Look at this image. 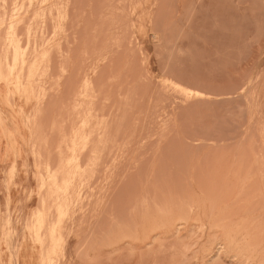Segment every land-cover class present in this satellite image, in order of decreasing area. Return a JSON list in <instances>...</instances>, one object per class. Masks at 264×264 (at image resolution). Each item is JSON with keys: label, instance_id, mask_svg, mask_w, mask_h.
Segmentation results:
<instances>
[{"label": "rangeland", "instance_id": "1", "mask_svg": "<svg viewBox=\"0 0 264 264\" xmlns=\"http://www.w3.org/2000/svg\"><path fill=\"white\" fill-rule=\"evenodd\" d=\"M17 63L0 264H264V0H0ZM48 173L76 179L58 245Z\"/></svg>", "mask_w": 264, "mask_h": 264}, {"label": "bare ground", "instance_id": "2", "mask_svg": "<svg viewBox=\"0 0 264 264\" xmlns=\"http://www.w3.org/2000/svg\"><path fill=\"white\" fill-rule=\"evenodd\" d=\"M18 59H20V58H18ZM17 65H18V63L15 65V67H13V68H11V67H8L9 68V72H8V70L7 71H5V72H8L7 74H5L3 71H2V69L0 68V80L2 81V82H5L6 84H8L9 85V90H10V85L12 84V83H15V85H16V88L18 89V90H20L21 91V89H23V87H21L20 86V76L18 75V74H16V75H14V70H15V68L17 67ZM5 69V68H4ZM2 82H0V83H2ZM7 86V85H6ZM14 88H15V86H13ZM7 88V89H8ZM27 89V88H26ZM16 91V90H15ZM14 93V92H13ZM8 94V93H7ZM11 94H12V92H11ZM9 95V94H8ZM13 96V95H12ZM11 96V97H12ZM24 96H25V89H24ZM10 96H8V98H9ZM13 98V97H12ZM12 98H11V100H12ZM28 99V98H27ZM26 99V100H27ZM13 101V100H12ZM9 102V101H8ZM11 102V101H10ZM10 104V103H9ZM12 104V103H11ZM19 112V111H18ZM23 112V111H22ZM25 113V112H24ZM24 113H22L23 115H24ZM20 114V113H19ZM21 114V116H23ZM84 123H86V122H84ZM28 124V123H27ZM87 125V124H86ZM83 126V125H82ZM28 127V126H27ZM86 127V126H85ZM83 129V128H82ZM85 129V128H84ZM86 130V129H85ZM83 131V130H82ZM82 133V132H81ZM76 135V134H75ZM78 135V134H77ZM79 138V137H78ZM80 138H82L81 137V135H80ZM73 139H74V137H73ZM75 140V139H74ZM74 140H72V142L74 141ZM79 140V139H78ZM78 140H77V142H78ZM87 141V140H86ZM68 142H70V141H68ZM83 142V141H82ZM84 142H85V140H84ZM86 143V142H85ZM66 144V143H65ZM72 144V143H71ZM78 144V143H77ZM80 144V143H79ZM78 144V145H79ZM70 146V145H69ZM80 146V145H79ZM76 147V149H77V146H75ZM81 148L83 147V145L82 146H80ZM79 147V148H80ZM76 149H74V150H76ZM84 149V148H83ZM74 150H73V152H74ZM79 150V149H78ZM70 151H71V149H70ZM81 151V150H80ZM78 152V151H77ZM71 153V152H70ZM72 155H74V154H72ZM78 156H79V154H77ZM71 155H69V157H70ZM69 157H67V158H69ZM66 158V159H67ZM72 158H73V156H72ZM71 158V161L69 162V163H73V159ZM78 160H80L79 158H77ZM81 161H82V159H81ZM81 161H74V162H81ZM68 163V162H67ZM68 163V164H69ZM78 163V164H79ZM75 164V163H74ZM78 164H75L74 166H75V169H76V167H77V165ZM81 164V163H80ZM80 166V165H79ZM64 168H65V166H64ZM67 168H68V166H67ZM81 168H84V166H82L81 165ZM14 169V168H13ZM12 169V170H13ZM63 169V168H62ZM46 170V169H45ZM63 170H65V169H63ZM63 170H61V171H63ZM72 170H73V168H72ZM71 169H70V171H72ZM81 170H83V169H81ZM14 171V170H13ZM52 171V170H51ZM57 172H58V170H56ZM77 171H78V169H77ZM50 172V171H49ZM80 172V174H81V176H82V173H81V171H79ZM12 173V172H11ZM43 173V172H42ZM45 173H46V171H45ZM63 173V172H62ZM68 173V172H67ZM74 173V172H73ZM73 173H72V175H73ZM78 173V172H77ZM44 174V173H43ZM49 174V173H48ZM60 174V173H59ZM75 174V173H74ZM83 174H84V171H83ZM10 175V174H9ZM57 175V174H56ZM56 175H54V174H52V173H50L49 174V179L48 180H50L48 183H41V184H43V186H47V187H49L48 189H50V190H52L53 192H56V193H58L60 196H62V202L58 205V212L57 211H55L56 209V205H55V203L53 204V205H55V207H54V213L55 212H57L58 213V217H59V220H58V222L56 223V225L55 226H53V228H52V230H51V233H50V239L48 238V236H47V239H49V240H51V242L52 243H56L57 245H58V242H59V239H58V236H57V233L59 232L58 230H59V227L61 226L60 224L62 223V221L64 220V218L67 216V214H66V211L68 212L69 210H67L68 209V207L70 206V205H72L71 203H70V196H71V186H72V182H71V180L72 181H76V179H78L77 177V174H75V177H76V179L74 180V179H71V178H73V177H71V178H68V179H71V180H65V181H63V183L62 184H60L59 183V180H60V178H62V177H59V179H58V177L56 176ZM69 175L71 176V173H69ZM14 176V175H13ZM44 176V175H43ZM62 176V175H61ZM66 176V175H65ZM92 176V178H93V174L91 175ZM10 177V176H9ZM80 177V176H79ZM12 178V177H11ZM41 178V177H40ZM45 178H48V177H46L45 176ZM65 178H67V177H65ZM64 178V179H65ZM89 178V177H88ZM80 180H81V178H80ZM89 180V179H88ZM12 181V180H11ZM43 182V181H42ZM60 182H61V180H60ZM78 182V181H77ZM81 182V181H80ZM87 182H89V181H87ZM75 183V182H74ZM76 184V183H75ZM75 184H73V186H75ZM80 184V183H79ZM42 186V185H41ZM40 186V187H41ZM77 186V185H76ZM76 186H75V189H76ZM83 186V185H82ZM78 187V186H77ZM43 187H41V189H42ZM74 188V187H73ZM82 187L80 186L79 187V189H81ZM86 188L87 187H85V186H83V189L84 190H86ZM45 189V188H44ZM79 189H77V190H79ZM83 189H81L82 191H83ZM40 190V189H39ZM80 190V191H81ZM46 191V190H45ZM82 191H81V193H82ZM44 192V191H43ZM49 192V191H48ZM74 192V191H73ZM78 192V191H77ZM84 192V191H83ZM56 193H54V194H56ZM47 194H49V193H47ZM77 194V193H76ZM51 195V194H50ZM73 196H75V194L73 193L72 194ZM79 195H81V194H79ZM49 196V195H48ZM59 196V197H60ZM51 197V196H50ZM53 198H54V196H53ZM73 198V197H72ZM46 199H47V197H46ZM45 199V200H46ZM54 200V199H53ZM71 200H73V199H71ZM44 201V200H43ZM48 201H49V199H48ZM54 202V201H53ZM55 202H57V201H55ZM50 203H51V201H50ZM58 203V202H57ZM52 204V203H51ZM43 206H45V204L43 205ZM42 206V207H43ZM47 207V206H46ZM71 208H72V206H71ZM50 209V208H49ZM46 211V210H45ZM45 211H43V212H41L36 218H37V220H36V226L34 227V231H35V233H36V240L40 243V244H44V237H43V233L45 232V228H46V226L48 227V219H47V214H46V212ZM71 216V215H70ZM72 217V216H71ZM35 219L33 218V220L32 221H34ZM66 220V219H65ZM69 220V219H68ZM72 220V219H71ZM54 221V220H53ZM70 221V220H69ZM55 222V221H54ZM64 222V221H63ZM68 222V221H67ZM33 223V222H32ZM35 223V222H34ZM32 225V224H31ZM52 226V225H51ZM63 227V226H62ZM30 228H31V226H30ZM48 229V228H47ZM46 229V230H47ZM30 230V229H29ZM32 230V231H33ZM7 231V230H6ZM48 231V230H47ZM60 232H62V231H60ZM31 233V232H30ZM33 234V233H32ZM31 234V235H32ZM60 234V233H59ZM33 236V235H32ZM61 236V235H60ZM32 238V237H31ZM33 239H34V237H33ZM63 239V238H62ZM35 241V240H34ZM33 241V242H34ZM35 243V242H34ZM36 245V244H35ZM39 245V244H38ZM55 245V244H54ZM47 246V245H46ZM63 247V246H62ZM51 248V247H50ZM50 250H52V249H50ZM61 250H62V248H61ZM60 250V251H61ZM55 251H56V249H55ZM60 251H58V252H60ZM48 252V251H47ZM52 254H53V250L52 251H50L49 252V256H48V261H50V256H52ZM46 255V254H45ZM56 255V254H55ZM54 256V255H53ZM41 258H42V255H41ZM42 261H43V259H42ZM53 261V260H52ZM52 261H50V262H52ZM43 264H44V262H43ZM48 264V263H47Z\"/></svg>", "mask_w": 264, "mask_h": 264}]
</instances>
